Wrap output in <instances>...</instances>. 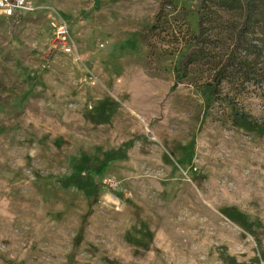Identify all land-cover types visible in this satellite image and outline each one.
I'll use <instances>...</instances> for the list:
<instances>
[{"label": "rangeland", "instance_id": "obj_1", "mask_svg": "<svg viewBox=\"0 0 264 264\" xmlns=\"http://www.w3.org/2000/svg\"><path fill=\"white\" fill-rule=\"evenodd\" d=\"M29 1L0 14V264H264V53L214 79L236 14Z\"/></svg>", "mask_w": 264, "mask_h": 264}, {"label": "trees", "instance_id": "obj_2", "mask_svg": "<svg viewBox=\"0 0 264 264\" xmlns=\"http://www.w3.org/2000/svg\"><path fill=\"white\" fill-rule=\"evenodd\" d=\"M203 1L212 2L213 0ZM217 2L223 10L236 14L239 21L234 35L231 57L229 56L228 63L220 65L215 71L216 87L225 77H228L226 73L229 71L228 67L233 63L231 61L235 59V54L241 55L244 52L246 57L254 55L255 59H260L264 53V0H217ZM200 16L202 21L203 17ZM199 25L201 27V24ZM201 51L200 47L197 46L185 55L180 62V72L187 70L190 65L196 63Z\"/></svg>", "mask_w": 264, "mask_h": 264}, {"label": "built area", "instance_id": "obj_3", "mask_svg": "<svg viewBox=\"0 0 264 264\" xmlns=\"http://www.w3.org/2000/svg\"><path fill=\"white\" fill-rule=\"evenodd\" d=\"M33 10L29 0H0V14L6 17H15L21 14L30 13ZM57 36L63 40H67L68 30L64 25L57 28ZM70 39V38H69ZM71 41V39H70ZM66 52H70L71 48L67 47Z\"/></svg>", "mask_w": 264, "mask_h": 264}]
</instances>
